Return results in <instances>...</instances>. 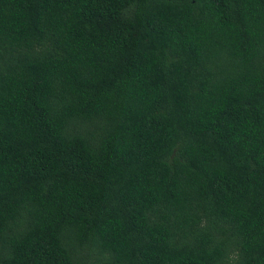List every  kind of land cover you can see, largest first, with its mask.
I'll return each mask as SVG.
<instances>
[{
  "label": "trees",
  "instance_id": "16d2710c",
  "mask_svg": "<svg viewBox=\"0 0 264 264\" xmlns=\"http://www.w3.org/2000/svg\"><path fill=\"white\" fill-rule=\"evenodd\" d=\"M0 264H264V0H0Z\"/></svg>",
  "mask_w": 264,
  "mask_h": 264
}]
</instances>
